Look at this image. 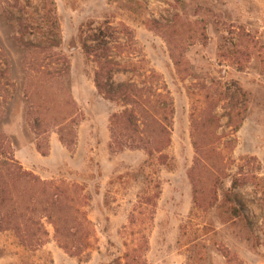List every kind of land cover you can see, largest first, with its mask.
Segmentation results:
<instances>
[{
    "label": "rangeland",
    "instance_id": "374dc122",
    "mask_svg": "<svg viewBox=\"0 0 264 264\" xmlns=\"http://www.w3.org/2000/svg\"><path fill=\"white\" fill-rule=\"evenodd\" d=\"M52 3L58 47L43 0H0V159L54 183L62 202L51 208L50 193L1 172L4 211L40 220L48 236L29 249L0 231V264H264V0ZM105 25L114 83L154 75L173 100L165 166L110 147L121 109L97 93L81 50ZM228 199L242 222L223 212Z\"/></svg>",
    "mask_w": 264,
    "mask_h": 264
},
{
    "label": "trees",
    "instance_id": "16d2710c",
    "mask_svg": "<svg viewBox=\"0 0 264 264\" xmlns=\"http://www.w3.org/2000/svg\"><path fill=\"white\" fill-rule=\"evenodd\" d=\"M46 4L45 26L48 35L57 42L50 43L54 47L59 45L57 23L54 17L52 0H43ZM116 43L115 31L109 26L99 27L89 36L86 42L81 43V50L86 58L95 66L93 84L97 93L106 101L120 107V111L109 118V132L111 136L110 147L115 150H143L146 153L147 161L155 158L160 166L167 165L168 157L164 151L170 146V130L174 113L173 100L166 86L154 80V75L142 80H127L121 83H114L113 74L118 72L120 65L111 56L112 44ZM25 48H31L23 43ZM34 48V47H33ZM32 48V49H33ZM163 84V85H162ZM244 96L240 89H236V95ZM152 138V140H150ZM60 142L70 146L63 135L60 134ZM194 149H196L194 144ZM198 151L196 149V157ZM199 158V156H198ZM199 160L196 159L194 168ZM194 168L190 169L189 178L192 180ZM6 175L7 182L24 183L32 189H38L42 195L50 193V190L57 189L52 182H45L22 168V166L11 156L0 159V173ZM3 181L0 175V231L10 230L16 236L20 246L36 249L43 245L48 233L40 220L30 222L25 214L19 213L18 209L5 212L6 196L9 192V185ZM50 196V207L61 208L60 196ZM229 200V199H228ZM31 201V200H30ZM224 209V206L216 207V212L224 211L229 220L242 222V215L239 209L232 206ZM27 211V210H26ZM42 217L53 226L55 239L60 248L68 253L70 249L63 243V236L59 229V220H54L52 214L43 208ZM85 223L86 220H85ZM75 255V254H74ZM124 258L129 260L131 256L126 254Z\"/></svg>",
    "mask_w": 264,
    "mask_h": 264
}]
</instances>
